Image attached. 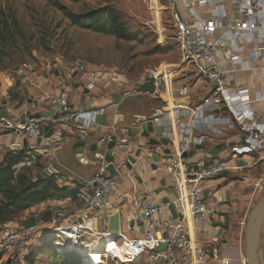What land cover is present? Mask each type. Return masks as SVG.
<instances>
[{"label": "built area", "instance_id": "2783aa9c", "mask_svg": "<svg viewBox=\"0 0 264 264\" xmlns=\"http://www.w3.org/2000/svg\"><path fill=\"white\" fill-rule=\"evenodd\" d=\"M195 1L197 5L210 2V0ZM232 2L237 6L238 18L226 26V30L234 35L230 40L214 38L213 26L209 21L201 18L189 20L175 14L172 18L173 37L179 49L180 64L175 68L162 65L149 67L139 83L141 86L151 82L153 91L141 92L166 103L161 110L162 115L152 119L153 125L162 129L161 136L169 141L167 144L169 152H162L159 155L161 166L168 169L173 176L169 188L178 194V199L174 198L172 201L175 207L180 208L183 194L186 215L198 223L216 221L219 215L206 200L213 191L214 181L218 176L242 167L236 163L237 160H241L245 165V156L264 161V123L253 125L246 122L245 119L250 115L248 110L242 111L241 115L238 114L239 108L247 107L248 102H235L236 90L226 84V71L216 67L218 56L225 53L229 55L225 48L226 44L234 45L235 38H240L237 32L260 31L264 28V0H232ZM191 11L196 16L193 7ZM22 67V72L25 74V71H31V68L25 64ZM16 74L19 77L18 72ZM26 76L28 77L27 74ZM60 76L65 82V87L68 85L71 89V83L77 78H80L77 82L83 86L86 81L94 86L101 84V87L110 89L126 83L125 75L119 68L92 67L82 61L72 62L64 68ZM67 76H72L73 79L68 80ZM193 78L203 80L209 86L208 93L195 103L180 101L175 103L173 100L186 97ZM65 87L43 89L39 102L36 103H44L43 110L52 108L58 120L69 128L89 129L95 124V117L103 115L104 109L94 108L83 112L72 102ZM35 104L32 103L31 107L36 106ZM168 104H172L171 110L174 111L172 120L168 113L170 110L166 109ZM185 115L189 116L187 120L183 118ZM41 121L42 119L28 118L23 123L6 124L1 130L10 131L14 128L13 133L22 135L28 143L33 144L26 152V156L34 158L33 151L38 152L39 146L44 150L55 151L59 142L53 139L54 134L46 138V132L40 133V126H44ZM49 124L51 122L45 126ZM220 126L226 129L236 127L240 133V141L233 146L231 160L212 159L209 152L201 150L209 132L216 135L223 134ZM122 132L125 133V129ZM112 136L107 134L100 139L106 142L110 141ZM189 152H192L191 156H182V153ZM32 164L34 163L31 159H25L23 162V165ZM262 179L264 177L253 182V195L263 192ZM79 194L84 207L94 210L97 214L110 206L117 209L123 202L122 195L118 194L115 178L108 176L105 161L99 162L97 172L83 182ZM156 195L154 190H148L142 195L132 197L128 202L132 222L141 223L143 229L141 235L134 239V244L125 239L121 230L118 234L94 230L92 224L86 221L89 216L83 209L77 212L73 222L56 223L52 226L41 220L43 216L41 213L33 216L34 226L23 225V222L30 218L29 216L20 220H10L1 226L0 262L6 259L14 264H25L30 258H36L38 244L50 237L56 253L76 254L79 264H108V262L131 264L145 252L149 253L147 264H204L208 254L187 234L183 222L184 211L180 213L181 217L172 218L170 214L168 217H163L167 205L158 200ZM60 215L62 212L57 214ZM105 233L111 235L110 243L104 236ZM94 234L102 237L105 250L111 252L114 250L112 248L114 245L121 244L115 240V237L121 238L124 241L122 243L128 247L124 253L126 261L123 262L119 258L112 260L110 255L95 258L91 249V239ZM164 242L166 246L162 251H153ZM64 244L68 246L65 247Z\"/></svg>", "mask_w": 264, "mask_h": 264}, {"label": "crops", "instance_id": "0c3cea01", "mask_svg": "<svg viewBox=\"0 0 264 264\" xmlns=\"http://www.w3.org/2000/svg\"><path fill=\"white\" fill-rule=\"evenodd\" d=\"M154 2L166 8L172 18L175 14H178L189 20L201 18L209 21L213 26L214 38L230 40L234 37L232 32L226 30V26L238 18L237 6L232 0H210L205 5H197L195 0H167L164 4H161L159 0H154ZM191 7L195 9L196 16L192 14ZM237 34L240 38H235L234 45L226 44L225 48L229 55L225 53L218 56L216 67L219 70L226 71V84L236 90L235 102H248L247 107L241 106L239 108L238 114L241 115L244 110L250 111V115L245 119L246 122L259 125L264 123V28L260 31L237 32ZM25 72L26 74L28 73L27 71ZM27 75V83H23L22 78L14 75V83L19 79L20 83L18 86L11 87V97L4 98L5 92L0 90V110L5 109L8 113L7 118H0V162L4 154L9 151L11 144H20L24 140L22 135L2 131L1 128L6 124L15 125L23 119H28V114L43 111L44 103H36L39 102L43 89L65 87L64 81L61 82V80L52 78L46 73L42 76H36L33 73ZM65 88L68 89L72 102L83 112L94 108L104 109L103 116L106 117L107 126L94 124L87 129L89 133V137L87 138L88 143L95 142L104 135L111 134L115 136L117 143H127L129 145V151L122 155L123 161L126 160V156H133L137 148H141L142 153L140 157L148 156V158H144V166L140 169H133L130 172L126 170L121 161L115 162L116 168L120 169L122 167L121 175L115 178L118 194L123 197L122 204L117 209L110 206V208L99 214L90 208L78 207V202L81 201L79 193L82 190L83 182L97 172L98 162L91 164L93 161L92 154L86 153L88 163H81L75 157L72 150L73 141L68 137L62 138L57 143L55 151L44 150L39 146L38 149L36 148L38 152L33 151L34 158L26 156V152L33 145L27 142L26 147L18 150L24 152L23 160L18 167L23 166L25 159H31L33 163L38 162L42 171H46L49 166H52L57 171V174L51 177L61 180L65 189L74 193L73 196L69 194L64 198L53 200L57 208L69 207L71 211H69L70 214H67L65 210L59 211L62 212V215L53 217L52 221L46 222L48 225L73 222L76 219L77 212L83 209L87 214L93 211V217L90 220L88 217L86 221L92 224L93 229L96 231L104 233L108 232L107 216L117 211L119 213L120 230L123 232L125 239L132 242L141 235L143 229H141L139 224L132 222L131 208L128 204L129 200L136 195L144 194L148 190H154L158 191V194L155 192L158 200L161 201L162 198L167 197L173 201L172 189L169 188L173 181V176L168 169L161 166L162 161H159L157 164L159 169L153 171L150 168L152 164L151 156L162 154L166 149H169V145L150 147L145 144L148 138H141L139 136L129 138L122 130L128 128L133 122V116L142 115L149 117L156 110H162L166 106V103L159 98L142 93L143 96H148L150 99L156 101V103L145 101V110L140 111V107H143L144 102H130V98L136 95L128 96L125 93L121 94L112 89L101 96L93 89L84 94L83 90L79 88L71 89L68 85ZM208 91L209 86L203 80L193 78L186 97L180 100H173L172 98V100L175 103L177 101L195 103L202 96L206 95ZM111 93H118L121 96V101L118 104H111V98L109 97ZM20 99L23 102L19 105ZM3 100H6L5 105L2 103ZM32 103H36V106L33 108L31 107ZM148 108H151V111L145 113L148 111ZM166 109L170 110L168 113L172 120V115L174 114V111L171 110L172 104H168ZM166 109L164 108V110ZM117 112L123 116V122L114 125L113 121ZM183 118L187 120L189 116L185 115ZM41 122L46 125L52 121L51 119H42ZM171 124L174 126L172 121ZM220 127L223 130V134L216 135L209 132L201 150L202 152H209L211 154L213 148L220 146L214 154H211L212 159L231 160L233 159V146L240 141V133L236 127L233 129H226L224 126ZM69 129L67 125H58L53 134L54 136L60 135L63 131L67 132ZM150 137H153V135H150ZM244 162L245 165H242V167L218 176L214 181L215 186L213 191L206 197L209 205L219 213L216 221L198 223L186 215L183 194L180 208H176L178 214L183 211L185 213L183 222L189 237L208 254V258L204 264H246L244 246L245 224L252 206L262 194L253 195L252 190L253 182L264 177V161H257L255 157L245 156ZM162 181L165 182L164 187L161 185ZM262 184L264 187V179H262ZM208 198H210V201ZM50 208L53 213L52 207ZM102 214L106 215L105 219L101 218ZM169 214L167 209L163 217H168ZM215 222H220V226H214ZM104 236L108 238V242L110 243L111 235L105 233ZM98 237L102 240V246L105 247L102 237L94 234L91 239V248L93 250L97 248ZM123 247H125V244L121 243L112 248L122 249ZM258 253L260 264H264V224L261 230Z\"/></svg>", "mask_w": 264, "mask_h": 264}, {"label": "rangeland", "instance_id": "374dc122", "mask_svg": "<svg viewBox=\"0 0 264 264\" xmlns=\"http://www.w3.org/2000/svg\"><path fill=\"white\" fill-rule=\"evenodd\" d=\"M159 1L164 4L167 0ZM155 11L158 12V24ZM67 13L91 16L95 27L86 29L74 25ZM173 33L169 11L154 0H0V90L5 92L4 98L12 96L11 87L16 86L14 75L23 69L24 64L31 68V71L27 70L29 75L46 73L63 82L60 75L64 68L72 62L82 61L92 67L119 68L126 83L112 89L128 96L136 95L130 98V102H144L140 107L142 111L145 110V101L156 103L140 91L139 83L145 70L157 65L175 68L181 62ZM83 84L89 92L93 89L101 96L112 90L101 87V84L94 86L86 81ZM16 168H26L33 180L42 172L38 162ZM52 180L57 189L43 191L46 200L32 203L13 219L44 214L51 210L50 207L53 217L64 210L70 214L71 208H57L53 200L74 193L67 191L61 180ZM78 207H84L83 202L79 201ZM88 216L90 220L93 211ZM116 239L118 243L124 242L121 238ZM37 248L33 264H79L77 255L56 253L50 237L40 242ZM148 254H141L131 264H147ZM0 264L14 263L2 259Z\"/></svg>", "mask_w": 264, "mask_h": 264}, {"label": "water", "instance_id": "95a60500", "mask_svg": "<svg viewBox=\"0 0 264 264\" xmlns=\"http://www.w3.org/2000/svg\"><path fill=\"white\" fill-rule=\"evenodd\" d=\"M19 78L23 79V83L28 82V77L22 70H18ZM55 74H58L57 71ZM68 80L73 79L72 76H67ZM20 83V79L16 81L15 85L18 86ZM71 87L74 89L83 88V93L86 94L89 92L88 88H84V86L77 82H72ZM140 91L143 92H152L153 86L150 83H146L140 86ZM111 104L115 105L121 101V96L118 93H111ZM23 102L22 99L19 100V105ZM2 103L5 105L6 100H3ZM18 105V106H19ZM115 118L113 124L116 125L118 123L123 122V116L119 115L117 112L115 114ZM162 115L161 110H156L151 116L146 117L142 115H135L132 117L133 122L129 125L128 128L125 129V135L129 138L139 136L141 138H148L147 146H160V145H167L168 139L161 136L162 129L160 127L154 126L152 123V119L155 117H159ZM119 116V119H118ZM8 113L5 109L0 110V118H7ZM28 118L34 119H51V124L47 126H40V133L46 132L45 137L49 138L53 136L54 130L58 125H62V123L58 120L57 115L54 113L52 108H48L47 110H43L41 112H37L34 114H28ZM24 119L21 120L19 123H23ZM95 124L101 126H107L106 117L103 115H97L95 117ZM14 128H12L9 132H14ZM68 132V133H67ZM63 131L59 136H53V139L56 141H60L62 138L68 137L70 138L72 143V150L75 154V157L83 164H87L86 153H91L93 161L91 164L95 162L105 161L106 163V170L109 177L116 178L121 175L122 167L120 169L116 168L115 162L121 161L123 166L126 168L128 172L132 171L133 169H140L144 166L143 161L144 158H148L141 156V148H137L132 155L126 156V160H122V155L129 151V145L127 143L119 144L115 136H112L110 141H102L100 138L97 139L95 142L88 143L87 138L89 137V133L87 130H78L76 127H70L69 131ZM153 135V137H150ZM27 146V141L24 139L20 144H11L9 146V150H20L22 147ZM220 146H217L211 150V154H214ZM165 153L169 152L168 149L164 151ZM192 152L189 153H182L183 157L191 156ZM152 164L151 170H157V163L160 161L159 155L151 156ZM236 163L238 165H243L241 160H237ZM57 174V171L52 167L49 166L46 171H42L36 176V180H41L45 178H50ZM161 185L164 187L165 182L162 181ZM158 194V191H155ZM172 195L175 199H178V194L176 191L172 190ZM163 204L167 205V209L172 216V218L181 217V214H178L176 211V207L174 203L169 200L167 197L161 199ZM102 219L106 218L105 214L101 215ZM53 219V213L51 210H48L46 213L43 214L41 220L43 222H49ZM264 224V192L260 195V197L256 200L254 205L252 206L247 220L245 224L244 230V246H245V260L246 264H260L259 259V244L261 238V230ZM25 227H30L35 225V217H30L28 220L23 222ZM139 226L142 229V224L139 223ZM214 226L219 227L220 222H215ZM95 230V229H94ZM107 231L112 234H118L120 231V220H119V213L116 211L113 214L107 216ZM166 246V243H162L160 246L155 247L153 251H162Z\"/></svg>", "mask_w": 264, "mask_h": 264}, {"label": "trees", "instance_id": "16d2710c", "mask_svg": "<svg viewBox=\"0 0 264 264\" xmlns=\"http://www.w3.org/2000/svg\"><path fill=\"white\" fill-rule=\"evenodd\" d=\"M67 17L72 24L81 28L93 29L95 27V21L91 16L81 17L67 13ZM23 157V151L9 150L0 162V226L16 218L32 203L46 200L47 196L42 194L43 191L57 189L55 182L52 180L53 177L33 180L28 175L26 168H16ZM35 196L36 198L33 201ZM35 260L36 258H30L28 264H33Z\"/></svg>", "mask_w": 264, "mask_h": 264}, {"label": "bare ground", "instance_id": "6f19581e", "mask_svg": "<svg viewBox=\"0 0 264 264\" xmlns=\"http://www.w3.org/2000/svg\"><path fill=\"white\" fill-rule=\"evenodd\" d=\"M155 13H154V15L156 16L155 17V22L158 24V12L155 11ZM134 241H132L130 243L134 244ZM64 246L67 247L68 245L64 244ZM111 247L112 246H110L109 248L111 249ZM127 248L128 247L126 245L122 249L114 248V250L112 251L113 253H112L111 250H105V247L102 246V240L100 239V237H98L97 238V248H96V250H93V252H94L95 258H97L98 256H101V257L105 256L106 257V256L111 255L114 260H117L118 258L121 259V260H125L124 253L126 252ZM91 249H93V248H91Z\"/></svg>", "mask_w": 264, "mask_h": 264}, {"label": "flooded vegetation", "instance_id": "af4514ba", "mask_svg": "<svg viewBox=\"0 0 264 264\" xmlns=\"http://www.w3.org/2000/svg\"><path fill=\"white\" fill-rule=\"evenodd\" d=\"M147 142H148V140L147 141H145V144L147 145ZM150 147H152V146H150Z\"/></svg>", "mask_w": 264, "mask_h": 264}]
</instances>
